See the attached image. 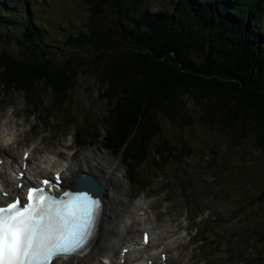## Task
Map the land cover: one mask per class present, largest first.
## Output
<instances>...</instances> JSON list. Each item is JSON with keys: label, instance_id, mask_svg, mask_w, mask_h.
Segmentation results:
<instances>
[{"label": "trees", "instance_id": "16d2710c", "mask_svg": "<svg viewBox=\"0 0 264 264\" xmlns=\"http://www.w3.org/2000/svg\"><path fill=\"white\" fill-rule=\"evenodd\" d=\"M173 1L153 11L145 0H86L85 28L54 43L29 9L0 0V99L22 93L46 128L61 114L79 146L100 143L143 187L148 172L193 154L165 123L182 131L198 121L238 145L250 139L264 157V0ZM84 79L102 114L74 103ZM246 234V244L264 242L255 227ZM252 261L263 264L261 251Z\"/></svg>", "mask_w": 264, "mask_h": 264}, {"label": "rangeland", "instance_id": "374dc122", "mask_svg": "<svg viewBox=\"0 0 264 264\" xmlns=\"http://www.w3.org/2000/svg\"><path fill=\"white\" fill-rule=\"evenodd\" d=\"M3 1L12 2L18 8L17 14H27L26 10L29 9L32 16L37 18V22L45 27L46 39L54 43H59L66 35L85 28L86 23L84 22L89 18V6L86 0ZM173 2V0H145L144 5L153 11L171 10ZM50 49L55 50V47L51 46ZM83 81L84 83H81L79 90H77L79 98L74 99V103H79L83 109L95 111L98 115L102 114L105 108L102 101L97 97V85L93 80L84 79ZM186 103L188 107L193 108L194 101L191 98H187ZM58 115L60 116L53 114L49 117L48 129L51 130L48 131L38 125L37 119L38 117L41 118V115L33 114L27 108L22 93L0 99V136L9 134L8 137H13L15 140L14 144L9 143L4 147L8 153L10 152L11 160L15 156L20 158L25 148H31L33 155L43 158V160L48 157L49 153L56 152L63 153L60 156L61 159L69 160L72 157L70 154L76 151V157L83 154L79 160L87 159L90 162H99L98 160H100V165L105 166L107 170L110 169L124 183L127 182L124 176L127 171L120 159L110 152L102 150L100 146L80 149L73 144L71 147L73 150L65 149L72 139L71 135L75 133V128L63 127L61 114ZM164 125L166 132L169 131L173 134V138L187 139L189 143H193L195 146H192L193 154L187 159L181 162L172 161L165 169L158 172L152 170L149 173L150 175L155 174L151 178L156 183L153 188L147 189L141 198L144 195L150 197L148 202L152 206L151 225L157 229L162 224L163 219L169 218L171 220L177 219L183 225L189 221V226L193 228L195 215L202 214L204 208L209 207L211 211L208 218L216 219L215 222L211 223L212 233L219 235L218 238L221 243L218 252L214 249L212 253L198 255L192 246L186 244L179 259L178 253L175 254V263L177 264L182 260L184 264L187 261L188 264H203L200 260L204 257L210 259L209 264L215 263L222 256H226L228 246L232 245L231 230L240 234L235 238L238 239L240 236L245 237L243 234L249 227H255L257 237L264 241V231L262 232L264 229L261 228L264 227V157L260 153L261 151L255 148L250 139L243 140V143L238 145L227 140L216 129L207 127L198 121L182 131L178 128H172L168 123ZM11 138H8L7 141L10 142ZM211 146L217 149L221 156L219 158L221 161H217L215 166L209 164L208 156H213L209 153ZM87 156L96 160H91ZM179 178H184V183L189 189L188 192L180 189L177 182ZM67 180L69 184L71 178H67ZM121 180L115 185L118 195L132 205V201L124 198ZM135 188H137L136 185L133 186V190ZM124 189L128 190V187ZM138 193L139 191H137ZM191 198L195 199L196 207L189 203ZM204 215L206 216L207 213L205 212ZM231 216L236 217L232 218ZM237 226L240 227L237 228ZM134 227L136 228V226ZM208 248L212 249L213 246H208ZM242 248L244 247L242 246ZM257 249L261 251L263 258L264 242L257 243ZM247 257L248 254L243 258L246 259ZM250 263L255 264L254 262ZM132 264L136 263L133 262ZM258 264L260 263L258 262Z\"/></svg>", "mask_w": 264, "mask_h": 264}, {"label": "snow or ice", "instance_id": "6c2138e0", "mask_svg": "<svg viewBox=\"0 0 264 264\" xmlns=\"http://www.w3.org/2000/svg\"><path fill=\"white\" fill-rule=\"evenodd\" d=\"M26 168L21 166L13 188L0 184V264H53L84 254L99 224L102 197L75 186L61 189L60 172L55 182L44 178L25 186Z\"/></svg>", "mask_w": 264, "mask_h": 264}, {"label": "bare ground", "instance_id": "6f19581e", "mask_svg": "<svg viewBox=\"0 0 264 264\" xmlns=\"http://www.w3.org/2000/svg\"><path fill=\"white\" fill-rule=\"evenodd\" d=\"M0 143L1 145H5L8 143L6 136L0 137ZM2 154L7 158L8 161L10 160L9 158H11V155L6 153V150L4 148L2 150ZM33 160L35 161L34 158ZM13 161H15L14 165L19 163L16 156L13 158ZM30 164H34L31 159ZM62 166L67 167L66 174H70L72 177L78 175L79 172H87L95 176L99 180V183L103 186V195L105 199V211L101 223V229L92 246V250L83 259L71 261L69 264H102L100 260L101 256L110 259L112 264L121 263L122 256L120 252L117 254V247L119 243L123 242L124 244H126L128 242H133L135 243V246L138 245L136 244V234L134 232V229L124 221L125 219L129 220L131 216L141 215V212L139 211L141 208H138L137 211L135 210V212L131 211L135 207L132 206L130 202H126L122 197H120L116 190L115 185L117 184V182H120L119 177L115 176L114 172L110 171V169L107 170L105 166L100 165L99 162H90L87 159L83 161L79 160V158H72V161L69 165L63 163ZM4 167L5 166L0 167V179H2V185L6 186L10 184V179L8 177V174L4 171ZM35 167L37 168L38 172L46 173L53 169L55 167V164H53L52 162H48L47 164H39ZM12 168L13 166L11 165L10 169ZM15 191L18 192L19 190L15 189ZM122 191L123 194H125L124 198H126V191L123 189ZM117 223L119 224L118 226ZM145 225H147L146 222L143 226ZM126 227L128 228L126 229ZM162 230L159 231L161 232ZM160 232L155 233V236L153 237L154 242H157L158 239L162 237ZM130 233L134 234L129 237ZM154 242L152 243L151 247L148 246L150 245L149 242L147 245L148 247L145 246V248L140 246L137 250H134L127 254L125 256V263L132 264L134 262L136 264H141L146 259V257L148 258L153 255L152 249L154 248ZM159 246L160 245L158 244L157 247ZM167 248L170 249L169 245ZM166 251L169 250L166 249ZM131 258V263L127 262Z\"/></svg>", "mask_w": 264, "mask_h": 264}, {"label": "water", "instance_id": "95a60500", "mask_svg": "<svg viewBox=\"0 0 264 264\" xmlns=\"http://www.w3.org/2000/svg\"><path fill=\"white\" fill-rule=\"evenodd\" d=\"M76 185L78 187L84 186L88 189H90L92 191V193H95L97 191V189L99 188L98 186H96V183H94L93 181H89V180H82V181H76Z\"/></svg>", "mask_w": 264, "mask_h": 264}]
</instances>
